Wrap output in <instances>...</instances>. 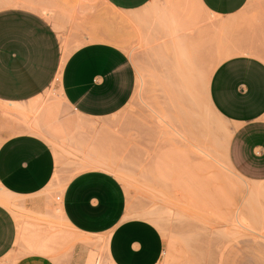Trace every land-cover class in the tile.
<instances>
[{"label":"rangeland","instance_id":"obj_1","mask_svg":"<svg viewBox=\"0 0 264 264\" xmlns=\"http://www.w3.org/2000/svg\"><path fill=\"white\" fill-rule=\"evenodd\" d=\"M17 7L38 11L51 23L61 41V60L89 43L114 44L135 69L136 89L122 111L98 121L67 108L59 73L26 117L0 103V144L13 135L11 125L36 122L43 110H52L60 129L49 141L57 177L42 194L43 213L13 199L25 220L16 244L21 247L0 264L71 252L70 230L57 215L60 189L91 163L114 172L133 218L155 223L164 241L159 264H264V183H249L229 169V127L208 104L213 70L235 54L228 51L236 46V19L218 39L207 27L212 20L193 2L194 16L176 3L173 20L164 21L158 11L123 14L102 0H0V9ZM244 26L246 42L260 45L264 61V0H257ZM255 187L260 192L251 198L248 189ZM0 195H5L1 189ZM87 264L109 263L103 249L94 247Z\"/></svg>","mask_w":264,"mask_h":264},{"label":"crops","instance_id":"obj_2","mask_svg":"<svg viewBox=\"0 0 264 264\" xmlns=\"http://www.w3.org/2000/svg\"><path fill=\"white\" fill-rule=\"evenodd\" d=\"M102 1L123 14L158 11L164 21L173 20L170 12L176 3L194 16L193 2L212 20L207 27L218 39L235 27L236 19V46L228 51L235 54L213 70L208 102L229 127L225 158L231 170L249 183H264V61L258 56L260 45L246 42L249 30L244 26L257 0ZM61 55L59 35L43 14L26 7L0 9V103L19 113L17 117H26L56 81ZM135 89L136 72L129 57L107 42L72 51L58 84L67 108L92 121L118 114ZM53 118L47 109L36 122L30 118V123L13 124L8 130L13 135L0 144V189L34 213H43L42 194L54 183L57 157L49 141L60 129ZM61 195L57 215L70 230L71 252L54 259L27 256L20 264H87L94 247L103 249L109 264L160 263L164 253L160 231L150 221L131 216L125 191L111 173L81 171L68 180ZM17 238L15 218L0 206V261L20 251Z\"/></svg>","mask_w":264,"mask_h":264},{"label":"bare ground","instance_id":"obj_3","mask_svg":"<svg viewBox=\"0 0 264 264\" xmlns=\"http://www.w3.org/2000/svg\"><path fill=\"white\" fill-rule=\"evenodd\" d=\"M119 17V16H118ZM224 22V21H223ZM99 43V42H98ZM110 44V43H109ZM113 45V44H112ZM115 46V45H114ZM68 56H69V54H67L63 59H62V64H61V70H62V68H63V65H64V63H65V61L67 60V58H68ZM61 70H60V72H59V81H60V79H61ZM208 104H210L209 102H208ZM201 153V152H200ZM205 154V153H204ZM92 161V160H91ZM229 166V165H228ZM85 169H87V170H89V169H100V170H104V171H107L108 173H111L116 179H118L117 177H116V175L114 174V172L110 169V167L109 166H107L106 164H103V163H91V164H89ZM229 169L231 170V168H230V166H229ZM232 171V170H231ZM233 172V171H232ZM234 173V172H233ZM56 174V173H55ZM235 174V173H234ZM119 175V174H118ZM236 175V174H235ZM56 175L54 176V179H56ZM67 182H68V180H67ZM67 182H65V183H63L64 185L61 187V189H60V194H62V192H63V190H64V187H65V185H66V183ZM257 186V185H256ZM260 191H259V189L258 188H249L248 189V194H249V197H254V196H256V195H258V193H259ZM62 196V195H61ZM255 198V197H254ZM60 200V202H61V199H59ZM252 200V199H251ZM0 206L1 207H3V208H5L6 210H8L11 214H12V216L15 218V220H16V222H17V225H18V238H17V241H16V244H17V242H18V239H19V236H20V233H21V229H22V226H23V222H22V219H21V216L18 214V212H17V210H18V204L13 200V198L12 197H10V196H8V195H0ZM151 215V214H150ZM240 223V222H239ZM151 224H153L155 227H156V225H155V223H151ZM243 225V224H242ZM157 226H158V224H157ZM248 226V225H247ZM249 227H250V224H249ZM253 227V226H252ZM157 228V227H156ZM238 229H240V228H238ZM237 229V230H238ZM251 231V230H250ZM256 233V231H254L253 230V232L252 233ZM261 232V231H260ZM230 234V233H229ZM262 235H264V233L262 234ZM229 237V236H228ZM168 240V239H167ZM166 241V240H165Z\"/></svg>","mask_w":264,"mask_h":264}]
</instances>
